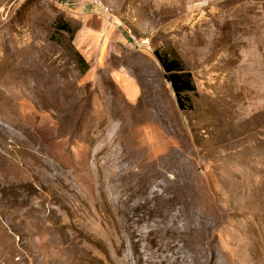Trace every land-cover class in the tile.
<instances>
[{
    "label": "rangeland",
    "instance_id": "1",
    "mask_svg": "<svg viewBox=\"0 0 264 264\" xmlns=\"http://www.w3.org/2000/svg\"><path fill=\"white\" fill-rule=\"evenodd\" d=\"M94 10L113 29L89 32ZM154 50L189 71L190 109ZM209 246L264 264V0H0V264Z\"/></svg>",
    "mask_w": 264,
    "mask_h": 264
},
{
    "label": "trees",
    "instance_id": "2",
    "mask_svg": "<svg viewBox=\"0 0 264 264\" xmlns=\"http://www.w3.org/2000/svg\"><path fill=\"white\" fill-rule=\"evenodd\" d=\"M154 55L159 61L164 76L170 83L174 92L177 106L180 109H190L191 103L185 92H192L195 90V85L192 82L189 71L185 69L182 60L175 53L159 52L154 50ZM77 62L82 71L87 67L84 58L77 53Z\"/></svg>",
    "mask_w": 264,
    "mask_h": 264
},
{
    "label": "crops",
    "instance_id": "3",
    "mask_svg": "<svg viewBox=\"0 0 264 264\" xmlns=\"http://www.w3.org/2000/svg\"><path fill=\"white\" fill-rule=\"evenodd\" d=\"M80 11H82V10H80ZM98 12L99 11L94 10L93 12H90L91 14H83V16L85 18V23H86V26H88L89 32L94 30V26L98 22L102 26L101 30H103L104 28L113 29V27H114V26H112L113 24L109 21L105 22V18H100L101 16H98V14H96ZM83 13H85V12H83ZM98 18H100V20H98ZM94 33L96 35L98 33V30H94ZM119 82H120V85L124 87L126 95L130 99H134L137 96L138 86H137V83L135 81H133L131 78H124V79L121 78V79H119ZM129 91L134 95L129 94Z\"/></svg>",
    "mask_w": 264,
    "mask_h": 264
},
{
    "label": "bare ground",
    "instance_id": "4",
    "mask_svg": "<svg viewBox=\"0 0 264 264\" xmlns=\"http://www.w3.org/2000/svg\"><path fill=\"white\" fill-rule=\"evenodd\" d=\"M171 245H168V247H170ZM165 248V247H163ZM214 256V250L212 248V246H209L208 247V253H207V256H206V259H205V264H226V263H220V262H216V261H213L212 258ZM175 262V260H173V263Z\"/></svg>",
    "mask_w": 264,
    "mask_h": 264
}]
</instances>
